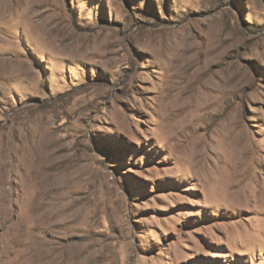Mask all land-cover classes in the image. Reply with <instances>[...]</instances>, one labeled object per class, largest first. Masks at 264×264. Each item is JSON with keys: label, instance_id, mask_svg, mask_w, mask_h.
I'll return each instance as SVG.
<instances>
[{"label": "rangeland", "instance_id": "obj_1", "mask_svg": "<svg viewBox=\"0 0 264 264\" xmlns=\"http://www.w3.org/2000/svg\"><path fill=\"white\" fill-rule=\"evenodd\" d=\"M0 264H264V0H0Z\"/></svg>", "mask_w": 264, "mask_h": 264}]
</instances>
